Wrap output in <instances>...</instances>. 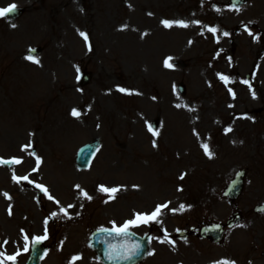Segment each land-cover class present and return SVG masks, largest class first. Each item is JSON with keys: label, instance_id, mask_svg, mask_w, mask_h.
Segmentation results:
<instances>
[{"label": "rangeland", "instance_id": "obj_1", "mask_svg": "<svg viewBox=\"0 0 264 264\" xmlns=\"http://www.w3.org/2000/svg\"><path fill=\"white\" fill-rule=\"evenodd\" d=\"M11 4L25 11L0 18V158L20 163L0 164V251L19 252L15 264H25L32 238L47 230L42 264L74 256V264H102L88 246L92 230L167 204L160 223L131 228L153 236L141 264H264V214L254 211L264 202V0L239 11L230 0H0V8ZM164 20L189 27L166 28ZM37 46L38 64L26 59ZM80 71L93 74L91 83L80 84ZM244 109L246 119H235ZM95 139L97 154L79 169V147ZM242 168L244 192L224 198ZM30 180L54 200L38 196ZM101 186L119 191L109 199ZM235 211L243 218L219 245L200 237L202 225ZM191 226L197 233L180 240L177 232ZM165 235L173 243L159 242Z\"/></svg>", "mask_w": 264, "mask_h": 264}, {"label": "snow or ice", "instance_id": "obj_2", "mask_svg": "<svg viewBox=\"0 0 264 264\" xmlns=\"http://www.w3.org/2000/svg\"><path fill=\"white\" fill-rule=\"evenodd\" d=\"M232 8H234L236 11H239L240 9L237 8L235 5H232ZM17 9V5L16 4H11L7 7H3L0 8V18H6L10 13H14ZM219 11V9H217ZM192 23L194 24H199V21H192ZM162 24L164 27L166 28H171L173 26H179V27H183V28H187L189 27V23L185 22V21H169V20H164L162 21ZM12 27H16L15 24L11 25ZM209 32L212 33H216L218 30L215 27L212 28H208ZM245 31H248L249 35H253L251 31L248 30L247 27H245ZM81 36L84 37V39L87 41V35L84 33H80ZM224 35L227 36L229 35V33L224 32ZM34 51V50H31ZM26 59H31L33 60L34 63H39L38 60L32 58V57H26ZM172 58L169 57L168 59L165 60V67L171 68L172 65L168 62L169 60H171ZM220 79L222 81L225 82V84H227L229 82V77L224 76V75H220ZM242 83L244 84H249V82L247 80L242 81ZM249 88H251V85L249 84ZM121 92L126 91L125 89H119ZM229 92L233 95V97H235V93L232 91V89H229ZM253 96L255 98V93L253 92ZM177 107H180V105H176ZM72 115L74 117H79L80 116V112L76 109H73L72 111ZM149 131L152 132L153 136L158 135V133H156L155 131H153L151 125H149ZM232 131V129L229 127L227 129H225V132H230ZM154 146H155V141L153 142ZM201 147L203 148L204 152L206 155L209 156V158H212V151L209 148V145L207 143L202 144ZM14 163H20L19 160H14L12 161ZM9 163V161H5L0 159V164H7ZM39 163V161H38ZM20 179H24L27 180V176L23 177V178H18L15 175H13V180L16 182H19ZM181 179H183V176H181ZM29 183H32V181H28ZM37 188H39L44 195L49 199V200H54V197L52 195L49 194L48 189L40 184L36 185ZM77 188H79V186L77 185ZM99 191L103 192V193H108L109 195V199H114L115 198V193H117L119 191L118 188H107L104 186H101ZM81 194L83 196H85L87 199L91 200L92 197L89 196L86 192H83V190H81ZM6 198L11 199V197L8 195V193H4L3 194ZM55 203L59 204V201H55ZM68 207H73L72 205H69ZM168 208L167 204L164 205H157L156 208L151 212V213H135L134 214V218L131 220L126 221L123 225L117 226L115 222H112V228L111 229H105V228H101L99 229V232L101 233H106L108 235H112L113 233H115L116 236L121 237V238H130L131 233H130V229L131 228H139L143 225H148L151 222H155V223H160L159 217L163 214V209ZM185 205H180V209H184ZM172 211H176V209H173ZM60 213H63V215L67 216V210L64 208H60ZM11 214V213H9ZM53 218H56L58 216L57 213H52L51 214ZM48 221H45V224H47ZM25 239V244H24V251L27 252L29 251V243H28V236L25 235L24 237ZM48 239V233L47 230H45V234L43 236H38V237H33L31 240V245L33 248H35L36 245H38L39 243L43 242L44 240ZM150 239H152L150 237ZM158 239V238H157ZM159 242L161 243H173V241L169 240L168 236L165 235V237L161 240H159ZM4 244H7V241H4ZM141 250V245L140 244H133L131 245V247H129L127 244H120V245H109V251H108V255L110 259H131L132 257L136 256ZM149 254H153V253H149ZM20 255L19 252H17L14 255H7L6 252L0 251V264H8L9 261L12 262V264H15L17 256ZM81 259V257L79 256H74L72 258V261H70V264H74L75 261ZM219 264H232V262H219Z\"/></svg>", "mask_w": 264, "mask_h": 264}, {"label": "water", "instance_id": "obj_3", "mask_svg": "<svg viewBox=\"0 0 264 264\" xmlns=\"http://www.w3.org/2000/svg\"><path fill=\"white\" fill-rule=\"evenodd\" d=\"M21 12L22 9L17 8L14 13H10L8 16L10 18H14L19 16ZM36 52L37 50L32 51V53ZM89 80L90 74H87L84 76L82 83H88ZM97 146L98 142L94 141L80 148L77 159L80 167H86L89 165L90 160L95 154ZM243 175L244 171H239L237 173L236 178L229 184L227 190L225 191L226 195L234 198L241 192L243 186ZM231 222L232 221H230L229 224H231ZM130 233V238H121L116 236L115 233H113L112 235H108L106 233H101L99 232V230H97L92 234L93 239L91 240V244L97 251L99 257L103 259L105 264H137L145 257L148 251L149 235H146L141 238L136 234H133L132 232ZM207 233L214 237L215 241H219L222 237L223 229L218 225H210L208 227L203 228V235H207ZM122 243L127 244L129 247H131V245L133 244L138 243L141 245V250L136 256L132 257L131 259H110L108 255L109 245H120ZM43 254L44 249L39 243L35 246V248H33L31 258L27 264H40V260Z\"/></svg>", "mask_w": 264, "mask_h": 264}, {"label": "bare ground", "instance_id": "obj_4", "mask_svg": "<svg viewBox=\"0 0 264 264\" xmlns=\"http://www.w3.org/2000/svg\"><path fill=\"white\" fill-rule=\"evenodd\" d=\"M256 25V22L254 23ZM257 26V25H256ZM24 102V101H23ZM245 112H242L240 110L236 111L234 116H235V119H238V120H245L246 119V116H247V112L249 110L247 109H244Z\"/></svg>", "mask_w": 264, "mask_h": 264}]
</instances>
